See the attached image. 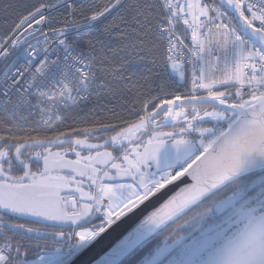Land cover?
<instances>
[{"label": "snow or ice", "instance_id": "obj_1", "mask_svg": "<svg viewBox=\"0 0 264 264\" xmlns=\"http://www.w3.org/2000/svg\"><path fill=\"white\" fill-rule=\"evenodd\" d=\"M58 6L65 10L60 19ZM117 11L125 15L103 31L135 24L131 31L140 36L155 20L166 44L162 66L174 76L134 102L137 119L126 127L97 121L54 131L61 110L86 102L95 90L94 46L78 49L66 34ZM44 24L58 26L44 30ZM2 39L0 264H68L106 228L184 177L191 183L165 196L98 264H131L142 251L136 264H215L221 243L246 218L264 213V0H93L79 11L74 0H57L34 7ZM34 112L51 134H20L25 114ZM33 158L42 162L35 172ZM18 167L23 172L14 175ZM230 186L229 194L149 247L163 228ZM11 217L44 224L51 229L45 239L63 238L67 250L37 244L39 252L28 258L31 245L22 241L38 240L31 235L36 229Z\"/></svg>", "mask_w": 264, "mask_h": 264}, {"label": "trees", "instance_id": "obj_2", "mask_svg": "<svg viewBox=\"0 0 264 264\" xmlns=\"http://www.w3.org/2000/svg\"><path fill=\"white\" fill-rule=\"evenodd\" d=\"M43 1L0 0V36H7L22 16L27 15L39 4L44 3ZM45 2L56 3V0H45ZM92 2L93 0L74 1L77 11L82 8L86 9ZM150 2L154 4L156 0H150ZM55 15L57 19H60L65 15V10L58 7L55 10ZM123 15H125L123 11L113 12L102 22H95L69 37V40H74L80 49L89 50L90 44L94 46V51L91 54L95 56V90L86 102L67 107L61 114L63 122H58L53 129L54 131L83 128L91 126L97 121L120 124L121 127H125L127 123L137 119L136 113L132 110L134 102L137 99L143 100L145 98L143 93L155 89L161 81L168 79L170 73L166 72L162 66L165 43L158 37L155 30V20L152 21L153 26L151 28L148 25L144 26L141 30L144 34L140 36L131 31V28L136 27L135 24L116 27L108 33L103 31L106 24L118 22L114 18ZM57 26L51 24V27ZM101 81L103 87H100ZM174 89L175 85H172L171 90ZM150 94L154 95L155 92L150 91ZM139 106V104L135 105L136 108ZM89 110L93 111L86 121L76 122L77 117L89 112ZM3 117L4 113L0 112V119ZM119 129L116 128L115 130L118 131ZM19 132L20 134L44 135L49 133V130L47 126L31 123L20 124ZM113 133L101 135L109 136ZM69 231L71 230L67 229L65 232ZM22 242L26 246L30 244L27 240ZM30 245L27 248L28 258L35 257V254L39 252V249H34L33 245ZM62 245L68 246V241L61 238ZM22 248L24 252L26 249L25 247Z\"/></svg>", "mask_w": 264, "mask_h": 264}, {"label": "water", "instance_id": "obj_3", "mask_svg": "<svg viewBox=\"0 0 264 264\" xmlns=\"http://www.w3.org/2000/svg\"><path fill=\"white\" fill-rule=\"evenodd\" d=\"M99 143H103V141ZM189 183H191V179L189 177H184L182 179H179V183L173 182V185L171 187L166 186V191H164L161 195L150 198L149 201L145 202L137 209H134L131 213H127L113 225L106 228L103 233H101L85 248H82L79 251L75 252L69 260L68 264H98V262L101 261V258L104 257L108 252H110L111 249L114 248L128 234V232H130L139 223L144 215L158 206V204L163 200L165 196H167L169 193H174L175 190ZM201 203H199L197 206H199ZM197 206H194L193 208ZM193 208H191V210ZM64 248L66 249L67 247Z\"/></svg>", "mask_w": 264, "mask_h": 264}, {"label": "clouds", "instance_id": "obj_4", "mask_svg": "<svg viewBox=\"0 0 264 264\" xmlns=\"http://www.w3.org/2000/svg\"><path fill=\"white\" fill-rule=\"evenodd\" d=\"M215 264H264V213L246 218L221 243Z\"/></svg>", "mask_w": 264, "mask_h": 264}, {"label": "flooded vegetation", "instance_id": "obj_5", "mask_svg": "<svg viewBox=\"0 0 264 264\" xmlns=\"http://www.w3.org/2000/svg\"><path fill=\"white\" fill-rule=\"evenodd\" d=\"M56 131H58V130H56ZM47 134H51V133L49 132ZM47 134H44V135H47ZM101 141L102 140H95V139H91L90 138V142H92V143H99ZM69 147H70V145H68V144L63 145V149L64 150L68 149ZM57 150H59V149L53 148V151H57ZM109 150H111V148H109ZM31 151H32L31 149H26L25 150L26 154L31 152ZM84 154L86 155L87 153H84ZM69 158L70 159H75V156L73 154H69ZM30 166H31L32 171L35 172V171H37L38 168L42 167V162L37 163L35 161V158H33V161H32ZM22 172H23L22 167H18V168H16V170L14 171L13 174L14 175H21ZM243 179H248V177H242L241 180H243ZM233 183L234 184L235 183H240V180H237V181H235ZM231 190H232L231 186L230 187H226V188H222L220 191H218L217 193H214L211 197H208L206 200H204L198 207H196L195 209L190 210L186 214L182 215L179 219H176L174 223H171L167 227L163 228L159 232V234L154 237V239H153V241H152V243H151V245L149 247H154L157 243H162L164 241L165 237H169L170 234H172L174 232V230H177L179 228V225L183 224L190 217H193V216L197 215L198 213L203 212L206 208H208L212 204L213 201L223 198L225 195L229 194V192ZM8 219H10V222H13V223H25L26 227L30 226V227H33V228L36 229V231L34 233H32L31 235L37 236V237H39V239L38 240H32V241L29 242L30 244L33 245L34 249H39V248L35 247V245H37V244L40 245L41 247H43L45 245L49 246L50 248L61 247V238L45 239L47 233L49 231H51V229H47L44 224H42V223H29L25 219H16L15 217H11V218H8ZM101 219H102V217H101ZM94 223L98 224L99 220L98 219L95 220ZM67 229L68 228H65V229H63V231H66ZM3 232H4V229L0 228V235H2ZM175 234L176 235H180L181 233L179 231H176ZM56 240H59L60 242L56 243L55 242ZM0 243H3V241L1 242V240H0ZM22 250H23V248H21V252H23ZM144 251H147V249H145ZM143 254H144V252L142 251L141 253L137 254L134 257H132L131 264H136L137 261H139L140 259L143 258ZM31 259H34V257L31 258ZM125 264H129V262L126 261Z\"/></svg>", "mask_w": 264, "mask_h": 264}, {"label": "built area", "instance_id": "obj_6", "mask_svg": "<svg viewBox=\"0 0 264 264\" xmlns=\"http://www.w3.org/2000/svg\"><path fill=\"white\" fill-rule=\"evenodd\" d=\"M74 1H76V0H74ZM45 4H47L46 2H45V0L43 1ZM209 2L211 3L212 2V0H209ZM217 2H218V0H217ZM56 3H57V0H56ZM59 7V6H58ZM57 7V8H58ZM38 18V17H37ZM87 26H89V25H85V26H83V27H81L78 31H80V30H82V29H84L85 27H87ZM25 27H26V25H25ZM34 28L36 27L35 25L33 26ZM44 30H48V29H50V28H53V27H51V24H44V25H42L41 26ZM78 31H76V30H71V31H69L67 34H66V36H67V38L69 39V37L72 35V34H76ZM179 32H183V26L181 25L180 26V28L178 29V34H179ZM3 37L2 36H0V44H4V41H3V39H2ZM14 38V37H13ZM49 39H52V37H49ZM187 42V41H186ZM29 43H32V44H35L36 43V40L35 39H33V40H31V41H29ZM5 46H7V45H5ZM24 47H26V45H24ZM165 47H166V44H165ZM78 49H80V48H78ZM83 50H85V49H83ZM86 51H88V50H86ZM13 58H15V57H13ZM54 58V57H53ZM9 63H11V59L8 61ZM17 67H21V64H17ZM93 70L95 71V69H94V65H93ZM169 72H170V70H169ZM171 75H173L174 76V74H172V73H170ZM77 81H75V80H72V83H73V85H75V83H76ZM95 82H96V80H95ZM182 83V82H181ZM84 103V102H83ZM80 104V103H79ZM75 105H77V104H75ZM71 107V106H70ZM67 108V107H66ZM66 108H64V109H62L61 110V112L59 113L60 115L62 114V112L66 109ZM25 115H28V120L27 121H21L20 122V124H31V123H34V124H37V125H40V126H47L46 124H45V117H42L41 116V114L39 113V112H34V113H31L30 115L29 114H25ZM178 170V169H177Z\"/></svg>", "mask_w": 264, "mask_h": 264}, {"label": "bare ground", "instance_id": "obj_7", "mask_svg": "<svg viewBox=\"0 0 264 264\" xmlns=\"http://www.w3.org/2000/svg\"><path fill=\"white\" fill-rule=\"evenodd\" d=\"M174 174V173H173ZM77 242V237H75L74 235L72 236V244H75ZM67 250V248L65 249ZM33 258V257H32ZM35 258V257H34Z\"/></svg>", "mask_w": 264, "mask_h": 264}, {"label": "rangeland", "instance_id": "obj_8", "mask_svg": "<svg viewBox=\"0 0 264 264\" xmlns=\"http://www.w3.org/2000/svg\"><path fill=\"white\" fill-rule=\"evenodd\" d=\"M77 241H78V237H77Z\"/></svg>", "mask_w": 264, "mask_h": 264}]
</instances>
